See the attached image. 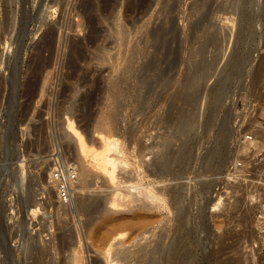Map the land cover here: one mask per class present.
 <instances>
[{
    "label": "rangeland",
    "instance_id": "obj_1",
    "mask_svg": "<svg viewBox=\"0 0 264 264\" xmlns=\"http://www.w3.org/2000/svg\"><path fill=\"white\" fill-rule=\"evenodd\" d=\"M254 1L0 0V54L13 47L9 67L0 65V264H148L180 232V194L197 264H264V166L240 181L220 178L235 158L239 124L264 112V0ZM234 53L239 63L220 97ZM69 120L88 140H118L115 183L98 170L80 173ZM183 144L193 149L188 165L171 159L165 178L156 175L165 169L157 157L170 145L183 156ZM211 149L218 155L208 159ZM56 160L76 163L83 178L69 204L51 181ZM117 193L124 203L112 202ZM38 198L27 227L23 210ZM86 200L102 205L94 222Z\"/></svg>",
    "mask_w": 264,
    "mask_h": 264
},
{
    "label": "bare ground",
    "instance_id": "obj_2",
    "mask_svg": "<svg viewBox=\"0 0 264 264\" xmlns=\"http://www.w3.org/2000/svg\"><path fill=\"white\" fill-rule=\"evenodd\" d=\"M244 4H245V2H244ZM247 4V3H246ZM199 24V23H198ZM197 25V24H196ZM35 26V25H34ZM198 26V25H197ZM34 29V28H33ZM28 30H30L29 28H28ZM35 30V29H34ZM28 33H30V32H27V34H25L24 36H23V38L21 39V41L19 42V44L17 45V50H16V54H17V57H19L20 58V56L22 55V52H23V50L25 49V47H24V41H25V39H26V37H27V35H28ZM225 47V46H224ZM225 49H226V47H225ZM225 53V52H224ZM224 55V54H223ZM228 57V58H227ZM226 57V59L228 60L229 59V62H228V64H227V67H225V66H223L224 68H226L224 71L226 72V75H225V79H223V83H222V85L220 84V87H219V90H218V93H219V96L220 95H222L225 91H226V88H227V80L228 79H230V77H231V75L234 73V71H236V69H234L233 68V66L236 64L235 62H237L238 61V63H239V60H237V54H233L232 56L230 55V56H227ZM230 57V58H229ZM206 60V59H205ZM221 60H222V56H221ZM237 60V61H236ZM222 61H224V60H222ZM225 62V61H224ZM223 62V63H224ZM9 63H10V59H9V52L8 51H5V54H0V65L2 66H4V67H9ZM205 63V62H204ZM212 63V62H211ZM241 63V62H240ZM225 64V63H224ZM224 64H221V65H224ZM242 64V63H241ZM208 65H210V64H208ZM218 65V64H217ZM220 65V66H221ZM205 67V66H204ZM211 67V66H210ZM215 67V66H214ZM208 68V67H207ZM206 68V69H207ZM215 68H217V67H215ZM214 68V69H215ZM222 68V67H221ZM220 68V69H221ZM212 69V68H211ZM210 69V70H211ZM213 69V70H214ZM220 69H215L216 70V75L217 74H221L222 72H223V70H221V73H220ZM239 69V68H238ZM217 70H219V72L217 71ZM206 72V71H205ZM208 72H210L209 70H208ZM224 72V73H225ZM204 74V73H203ZM211 74V73H210ZM207 76H208V73H207ZM214 77V76H213ZM218 78H221V77H218ZM224 78V77H223ZM222 79V78H221ZM206 80V79H205ZM219 80V79H218ZM220 81V80H219ZM218 81V82H219ZM222 81V80H221ZM230 80H228V82H229ZM236 93V92H235ZM238 94V93H237ZM234 95V94H233ZM236 95V94H235ZM221 97V96H220ZM192 98V97H191ZM195 99V98H194ZM191 100V99H190ZM217 100H219V99H217ZM216 100V101H217ZM189 102V101H188ZM232 102H234L233 104H235V100L234 101H232ZM231 102V103H232ZM187 103V102H186ZM191 103V102H190ZM218 103H219V101H218ZM218 103H216V104H218ZM230 103V104H231ZM215 104V103H214ZM184 105V104H183ZM201 106V105H200ZM204 106H206V105H204ZM210 106H212V105H210ZM218 106V105H217ZM217 106H215V108L217 107ZM182 108H184L183 106H182ZM182 108H180L181 110H182ZM210 108V107H209ZM236 108V107H235ZM207 108H205V110H206ZM212 110V108L210 109V111ZM180 111V110H179ZM183 111V110H182ZM184 112V111H183ZM183 112H181V113H183ZM207 112H208V110H207ZM212 112H213V110H212ZM180 113V112H179ZM180 113V114H181ZM191 113H194V112H191ZM208 113H210V112H208ZM210 114H213V113H210ZM182 115V114H181ZM209 117V116H208ZM210 117H211V115H210ZM12 122H13V120H10V122H9V126H8V133H14V130H13V125H12ZM193 123V121L191 120L189 123H187V124H185V125H183L182 127H180L181 129H180V131L182 130L183 132L184 131H186V130H188V129H191V128H189V127H192L191 125H193L192 124ZM106 124V126H107V129H113L114 128V122L112 121H110L109 123H105ZM67 128H68V130H69V132H71L70 134H72L71 136H73V138L75 137V140L77 141V147H78V154H80L79 156H81L82 157V166H83V168H82V170L80 171V173L81 174H83V175H85L86 177H89L90 178V176L91 175H93V174H91V172L93 171H95V170H98V171H96V172H100L101 173V175L103 174H105L106 176H107V178H106V182H108V179H109V181L113 184V182L115 183V171H116V169H117V167L121 164H123V162H122V160H120L119 158H117V157H115L114 155H116V153H119V142H118V140L117 139H115V138H113V137H110V136H108V135H105V134H103V133H100V134H97V136L94 138V139H90V140H88V139H86L85 138V136L82 134V132L79 130V128L75 125V122L74 121H72V120H69V122H68V126H67ZM195 129V128H194ZM192 131H193V129H192ZM223 134L226 136V127H224L223 128ZM181 135H182V133H181ZM185 135V134H184ZM114 136V135H113ZM2 135H1V139H2ZM182 138V137H181ZM191 141H193V143H195L196 141H197V137L195 136V137H192L191 139H190ZM172 141V140H171ZM170 140L168 141V143L169 142H171ZM0 147L2 148V149H4L5 147L4 146H2V142L0 141ZM167 144V143H166ZM171 144H173L172 142H171ZM185 145V146H184ZM171 146V145H170ZM170 146L168 147V145H167V147L169 148V151L165 154L164 153V155L162 154L160 157H157L158 158V162H159V164H162V167H165V165H166V163L169 161V160H175V162H178L180 165H182L183 167H185L186 165H188V162H190L191 161V159L193 158V149L190 147V149L188 150L187 149V147H186V144H183V146H182V149L183 150H185V152L183 153V156H180V157H178V158H176L175 156H174V152H173V148H170ZM146 149V148H145ZM118 151V152H117ZM217 150H212L211 149V151L209 150L207 153H206V158H212V157H215L216 155H218L217 154V152H216ZM152 152V151H151ZM115 153V154H114ZM24 152H23V150H22V148H20V145L17 147V159H16V161H15V163L18 165V166H21L22 167V165H23V163H24V161H25V158H24ZM210 158V159H211ZM221 158V156L219 157V159ZM226 157H223V159H225ZM156 159V158H155ZM172 163L174 162V161H171ZM174 162V163H175ZM173 163V164H174ZM168 164V163H167ZM170 165L171 164H169L168 166H169V168H172V166L170 167ZM81 166V167H82ZM123 166V165H122ZM161 167V166H160ZM160 167H159V169H160ZM167 167V166H166ZM166 167H165V169H161V170H157V172H158V174H156V175H161V174H165L166 172H168L169 170H167L166 169ZM109 168H112L113 170L112 171H109ZM158 168V167H157ZM168 168V169H169ZM155 169V168H154ZM173 169V168H172ZM111 170V169H110ZM92 172V173H93ZM151 172H153V171H151ZM155 172V171H154ZM156 172V173H157ZM100 173H97V174H100ZM91 174V175H90ZM94 175V176H98V175ZM152 174V173H151ZM23 176H24V171H23ZM82 176V175H81ZM162 176V175H161ZM93 177V176H92ZM104 177V176H103ZM104 178V179H105ZM162 178V177H161ZM163 178H165V177H163ZM162 178V179H163ZM86 179V178H85ZM88 179V178H87ZM86 179V180H87ZM82 180H83V178H82ZM82 180H79V182L80 181H82ZM91 180V179H90ZM90 180H88V181H90ZM97 180H98V178H97ZM115 180V181H114ZM118 181V180H117ZM83 182V181H82ZM84 182H86V181H84ZM91 182V181H90ZM101 182V181H100ZM105 182V181H104ZM131 182V181H130ZM110 183V184H111ZM119 183V182H118ZM88 184H89V182H88ZM93 184V183H92ZM91 184V185H92ZM111 184V185H112ZM78 185V184H77ZM100 185V184H99ZM110 185V186H111ZM119 185V184H118ZM133 185V186H132ZM132 185H130V186H132V187H134V188H136L137 190H138V192L137 193H141L142 194V192L140 191L141 189V187L139 188L138 186H134L135 184L133 183ZM103 186V185H102ZM108 186V185H107ZM116 186V184L114 185V187ZM124 187V186H123ZM99 188H100V186H99ZM112 188H113V186H112ZM116 188V187H115ZM118 188V187H117ZM133 188V189H134ZM159 188V187H158ZM123 189V188H122ZM122 189H120V190H122ZM125 189V188H124ZM135 189V190H136ZM80 190V189H79ZM111 190V189H110ZM114 190V189H113ZM119 190V191H120ZM127 190V189H126ZM132 190V189H131ZM168 190V189H167ZM176 190V189H175ZM76 191H77V186H76ZM133 191L134 190H132V194H133ZM160 191V190H159ZM178 191V190H177ZM176 191V192H177ZM123 192V191H122ZM171 192V191H170ZM116 193V192H115ZM115 193L114 192H112V194H114V196H116L115 195ZM127 193H130V190L128 191L127 190ZM145 193V192H144ZM143 193V194H144ZM160 193V192H159ZM178 193V192H177ZM176 193V194H177ZM135 194V193H134ZM140 194V195H141ZM121 195H123V193L121 194ZM127 195H130V196H127ZM139 195V194H138ZM132 196V197H131ZM133 196L134 195H131V193L130 194H126V196H124V197H129V198H131V199H129V200H132L133 199ZM143 196V195H142ZM172 196H173V192H172ZM175 196H177L176 198H175ZM174 196V198H175V204L178 206V207H181V212H180V223H181V225H180V232H178V234L177 235H175V237H174V239L173 238H171L172 240H171V242H169V243H163L162 244V246H161V244H159L158 246H157V248L155 247L154 249H158V251H156V253H158V256H157V254H156V256H155V254H154V250H152V252H153V254H154V257L153 258H151V259H149L150 260V262H148V264H197L196 263V260L194 259V254H192L193 252L191 251V249H190V241H188V237L187 236H190V234L193 232L192 230L193 229H191V228H187L186 227V219H187V217H188V214H189V212H188V208H182L183 206H182V198H183V196L180 194V195H175ZM113 197V195L111 196V198ZM118 193H117V198L115 197L114 198V200L112 199V202H114V201H118L119 199H121V200H119V201H121V202H123V201H125V199L123 200V198L121 197V198H119L118 199ZM137 197V196H136ZM144 197H145V195H144ZM143 197V198H144ZM152 200H153V197L152 196H149ZM107 198V197H106ZM111 198H108L107 200H109V199H111ZM141 198V197H140ZM39 199L40 198H38L37 200H35L34 201V203L33 204H28L26 207H25V209L23 210V214H22V216H23V220H25V225L28 227L29 225H28V218L30 217V215H32V214H38V212H40L41 211V202L39 201ZM134 199H136V200H132V202L133 201H137V198H135L134 197ZM146 199H149L147 196L145 197V199H143L144 201L146 200ZM83 200V199H82ZM85 200V199H84ZM138 200H139V198H138ZM142 200V199H141ZM87 201V200H86ZM86 201H84V203L82 204V203H80L81 205H84V206H86V208H88V209H90L89 210V212L92 214V216H91V221H92V219H93V222H94V218H92V217H94L93 215H94V213L97 211V209L100 207V206H102L101 204H99L98 203V205H97V203H96V208H94L95 207V202L94 203H92V204H90L91 202H89L88 203V201L86 202ZM140 201V200H139ZM147 201V200H146ZM145 201V202H146ZM128 202V201H127ZM126 202V203H127ZM150 202H151V200H150ZM108 203H110L109 201H108ZM118 203H120V202H118ZM117 203V204H118ZM124 203V202H123ZM135 203V202H134ZM140 203V202H139ZM146 203H148L149 204V202L147 201ZM146 203H145V205H146ZM152 203H154V201L152 202ZM114 204H116V203H114ZM219 204V202H217L215 205H217V206H219L218 205ZM63 205V204H62ZM80 205V206H81ZM119 205V204H118ZM124 205V204H123ZM128 205V204H127ZM126 205V206H127ZM130 205H131V203H130ZM134 205V204H133ZM142 205H143V202H142ZM94 206V207H93ZM103 206H104V203H103ZM149 206V205H148ZM153 206H155V205H153ZM117 207V206H116ZM137 207V206H136ZM147 207V206H146ZM150 207H152V206H150ZM83 208V207H82ZM110 208H112V206L110 207ZM161 208V207H160ZM114 209V208H113ZM215 210V209H214ZM213 210V211H214ZM47 211V210H46ZM151 211V210H150ZM141 216V215H140ZM136 219V218H135ZM139 219V218H138ZM137 219V220H138ZM47 220V219H46ZM142 220V219H141ZM145 221V220H144ZM93 222H91V223H93ZM138 222H140V220L138 221ZM143 221H141L140 223H142ZM91 223H90V225H91ZM139 224V223H138ZM144 224V223H143ZM137 225V224H136ZM140 225V224H139ZM25 226V227H26ZM145 229H147V228H145ZM145 231V230H144ZM116 235V234H115ZM140 235V234H139ZM31 238V237H30ZM117 238V237H116ZM122 238V237H121ZM28 239V238H27ZM110 239H112V237L110 238ZM118 239V238H117ZM169 239V238H168ZM108 240V239H107ZM116 239H115V237H114V239L111 241V246H110V248L112 247V246H114V245H116V244H114V241H115ZM123 240V239H122ZM108 241H110V240H108ZM107 241V242H108ZM116 243H118V241L116 240L115 241ZM120 243V242H119ZM44 246H45V244H44ZM29 247H30V245H29ZM28 247V248H29ZM39 247H42V245L41 246H39ZM38 247V248H39ZM46 247V246H45ZM123 247V246H122ZM125 247H126V245H125ZM194 247V246H193ZM43 248V247H42ZM48 248V247H47ZM110 248H109V250H110ZM209 248H210V246H209ZM118 249V248H117ZM125 249H127V248H125ZM209 250V249H208ZM38 251V250H37ZM36 251V252H37ZM116 251V250H115ZM206 251V250H205ZM124 252V251H123ZM151 252V253H152ZM209 252H210V250H209ZM30 253V252H29ZM38 253V252H37ZM150 253V254H151ZM127 254H129V253H127ZM32 255V254H31ZM34 255V254H33ZM41 255V254H40ZM130 255V254H129ZM143 256V255H142ZM151 256H153V255H151ZM196 256V255H195ZM77 257V256H76ZM75 257V258H76ZM80 257V256H79ZM114 257V256H113ZM127 257V256H126ZM29 258V257H28ZM32 258V257H31ZM36 258H38V257H36ZM124 258V257H123ZM138 258V257H137ZM150 258V257H149ZM122 259V258H121ZM34 260V259H33ZM38 260V259H37ZM76 260L78 261V259L76 258ZM27 261V260H26ZM80 261V260H79ZM78 261V262H79ZM40 262V261H39ZM110 262V261H109ZM113 264H120V263H118L119 261H117V260H112L111 261ZM232 262V261H231ZM140 263V262H139ZM229 263V262H228ZM28 264V263H27ZM32 264V263H31ZM37 264V263H36ZM111 264V263H110Z\"/></svg>",
    "mask_w": 264,
    "mask_h": 264
},
{
    "label": "built area",
    "instance_id": "obj_3",
    "mask_svg": "<svg viewBox=\"0 0 264 264\" xmlns=\"http://www.w3.org/2000/svg\"><path fill=\"white\" fill-rule=\"evenodd\" d=\"M13 47L9 48L11 54ZM235 158L228 163L220 178L226 181H240L251 171L264 166V112L252 115L239 124L234 139ZM79 168L74 162L56 160L51 171V181L57 197L63 204L74 199L78 184Z\"/></svg>",
    "mask_w": 264,
    "mask_h": 264
},
{
    "label": "water",
    "instance_id": "obj_4",
    "mask_svg": "<svg viewBox=\"0 0 264 264\" xmlns=\"http://www.w3.org/2000/svg\"><path fill=\"white\" fill-rule=\"evenodd\" d=\"M254 0H251V5H254ZM161 175H163V174H161ZM161 175H159V177H161Z\"/></svg>",
    "mask_w": 264,
    "mask_h": 264
}]
</instances>
